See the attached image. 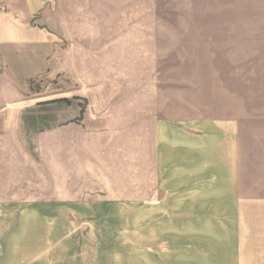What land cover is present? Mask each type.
Returning <instances> with one entry per match:
<instances>
[{"label": "crops", "instance_id": "1", "mask_svg": "<svg viewBox=\"0 0 264 264\" xmlns=\"http://www.w3.org/2000/svg\"><path fill=\"white\" fill-rule=\"evenodd\" d=\"M59 1L0 0V264H95L79 254V129L106 136L100 146L87 138V149L105 147L118 166L126 146L110 140L133 135L134 213L150 218L135 224V253L117 264H264V146L258 154L246 143L239 117L170 100L157 82L144 91L139 85L132 101L122 94L119 102H132V112L106 114L109 123L132 117L131 128L95 133L92 106L112 100L95 82L102 64L67 42ZM47 75L51 100L44 89L32 90ZM25 119L51 125L54 146H25ZM51 153L52 165L45 159ZM99 197L85 207L105 209L120 198Z\"/></svg>", "mask_w": 264, "mask_h": 264}, {"label": "rangeland", "instance_id": "2", "mask_svg": "<svg viewBox=\"0 0 264 264\" xmlns=\"http://www.w3.org/2000/svg\"><path fill=\"white\" fill-rule=\"evenodd\" d=\"M56 10L67 42L79 54L92 53L96 66L103 65V71L94 72L95 82L107 88L112 101L92 106L88 127L95 133L108 125L131 128L132 117L109 123L106 114L132 112V102L119 100L125 96V102L132 101L139 85L144 91L157 82L170 100L184 99L239 117L246 143L259 154L264 146V0H60ZM41 82L34 81L32 90L44 89L45 99L51 100L53 76ZM81 107L83 113L86 99ZM176 109L181 114V107ZM25 121V146H54L51 125L35 127L33 119ZM93 136L98 146L109 142L106 136L78 130L79 254L93 256L95 264L106 259L117 264L134 255L135 224L149 222L150 216L134 213L140 204L132 197V133L127 130L110 140L126 146L125 163L119 166L116 154L105 147L87 149L86 139ZM45 159L52 163V153ZM99 195L120 198H111L118 203L105 209L85 207L105 199Z\"/></svg>", "mask_w": 264, "mask_h": 264}, {"label": "built area", "instance_id": "3", "mask_svg": "<svg viewBox=\"0 0 264 264\" xmlns=\"http://www.w3.org/2000/svg\"><path fill=\"white\" fill-rule=\"evenodd\" d=\"M0 9H1V10H5V6L1 5V6H0ZM0 69H1V67H0Z\"/></svg>", "mask_w": 264, "mask_h": 264}]
</instances>
